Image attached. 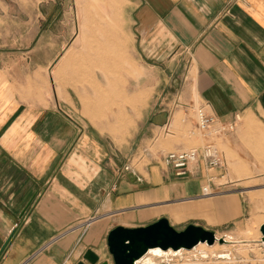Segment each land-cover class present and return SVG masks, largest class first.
I'll use <instances>...</instances> for the list:
<instances>
[{
	"label": "crops",
	"instance_id": "crops-1",
	"mask_svg": "<svg viewBox=\"0 0 264 264\" xmlns=\"http://www.w3.org/2000/svg\"><path fill=\"white\" fill-rule=\"evenodd\" d=\"M119 3V33L130 39L132 53L156 68L185 61L193 71L186 84L208 114L222 123L245 117L264 131V0L111 4ZM21 9L0 0V22H39L35 36L34 25L0 29V264H90L88 250L99 255L98 264H115L110 231L145 226L147 216L170 214L180 223L199 217L217 233L246 226L253 208L243 192L203 194L204 185L215 188L203 161L177 175L149 154L143 170L133 168L127 150L114 149L79 117L78 100L51 95V70L65 50V41H50L51 26L74 20L71 7L65 0H28ZM164 111L153 112L144 140L168 125Z\"/></svg>",
	"mask_w": 264,
	"mask_h": 264
},
{
	"label": "rangeland",
	"instance_id": "rangeland-1",
	"mask_svg": "<svg viewBox=\"0 0 264 264\" xmlns=\"http://www.w3.org/2000/svg\"><path fill=\"white\" fill-rule=\"evenodd\" d=\"M5 1L12 3L17 12H22L21 7H26L28 2ZM65 1L71 7L75 21L72 19L60 29L51 26L54 34H50V41L60 45L65 41V50L51 70V95L57 94L63 99L72 96L78 100L74 106L77 114H81L79 117L106 136L114 149L127 150L130 166L139 170L150 163L149 154L161 160L162 154L168 152L215 145L225 154L227 164L212 169L213 192H243L247 204L253 208L242 229L216 232L218 237L229 241L224 245H229L232 250L230 259L190 263L186 260L189 254L181 253V250L160 256V259L168 260L163 264H264V246L259 241L264 223V131L261 127L253 120L244 122L245 117H240L235 121L236 129L232 133L217 136L212 129L209 134H204L198 128L196 113L202 103L194 87L186 84L193 71L185 67V61L156 68L153 62L145 63L132 53L130 39L119 33L122 29L120 3L111 4L114 0ZM49 8L56 10L51 4ZM29 11L39 12V8L30 6ZM10 24L19 30L34 25L30 36H35L39 29V22L26 24L23 21H18V25L1 21L0 29L9 28ZM87 66L90 68L86 69ZM172 74L174 83L170 79ZM105 79L109 84L102 83ZM160 110H166L168 125L144 140L143 128L152 122L153 112ZM205 187L210 186L204 185L203 193ZM171 202H163V205L176 204ZM184 204L187 203H179ZM162 216L168 217L178 230L191 223L206 225L203 218L192 217L180 223L170 214L147 216L142 222L148 225ZM215 245L218 249L223 247L219 243Z\"/></svg>",
	"mask_w": 264,
	"mask_h": 264
},
{
	"label": "water",
	"instance_id": "water-1",
	"mask_svg": "<svg viewBox=\"0 0 264 264\" xmlns=\"http://www.w3.org/2000/svg\"><path fill=\"white\" fill-rule=\"evenodd\" d=\"M164 115V124L167 114ZM261 243L264 244V223L261 225ZM226 243L225 238H218L213 230L197 224H189L185 229L178 230L167 217L145 226L135 228L118 226L108 235V246L115 264H139L141 259L148 255L153 248L179 252L183 249H195L201 243L214 245ZM85 259L90 264H98L100 257L92 250H88ZM79 264H85L81 262ZM102 264H109L103 262Z\"/></svg>",
	"mask_w": 264,
	"mask_h": 264
},
{
	"label": "built area",
	"instance_id": "built-area-1",
	"mask_svg": "<svg viewBox=\"0 0 264 264\" xmlns=\"http://www.w3.org/2000/svg\"><path fill=\"white\" fill-rule=\"evenodd\" d=\"M197 125L198 128L204 133H213L217 136L227 135L236 129V123H222L217 121L213 116L208 114L205 107L200 106L197 108ZM161 160L163 164L176 171L177 175H184L187 170L200 161L210 169L224 167L227 164L226 156L215 145L207 144L199 148L180 149L166 154H162ZM213 179V178H211ZM204 195L217 194L210 189L204 188ZM174 252V251H173ZM167 252H165L166 254ZM170 255V254H169Z\"/></svg>",
	"mask_w": 264,
	"mask_h": 264
},
{
	"label": "bare ground",
	"instance_id": "bare-ground-1",
	"mask_svg": "<svg viewBox=\"0 0 264 264\" xmlns=\"http://www.w3.org/2000/svg\"><path fill=\"white\" fill-rule=\"evenodd\" d=\"M262 237V236H261ZM221 238V237H218ZM226 243L228 244L229 241L227 239ZM261 242V238L259 240ZM219 243V242H216ZM215 243V244H216ZM205 244L207 243H201L200 245H198L195 249L193 250H186L183 249L181 251V253H188V257L186 258L187 261H190V263H196V262H204L205 260L207 261V259H230L233 254H232V250L229 247V245H224V244H220L223 245L222 249H218L215 246H211L210 248H203V246H205ZM234 244V243H233ZM263 244V243H262ZM208 245V244H207ZM264 246V244H263ZM167 253L165 254V251L162 250L161 248H153L149 251L148 255H146L144 258L141 259L139 264H163V263H167V259H160V256H168L169 254L175 253L173 252V250L170 251H166ZM179 253V252H178ZM177 253V254H178ZM192 260V261H191Z\"/></svg>",
	"mask_w": 264,
	"mask_h": 264
}]
</instances>
